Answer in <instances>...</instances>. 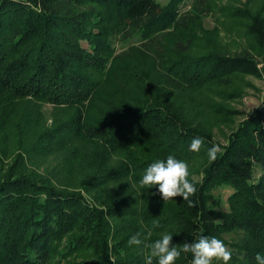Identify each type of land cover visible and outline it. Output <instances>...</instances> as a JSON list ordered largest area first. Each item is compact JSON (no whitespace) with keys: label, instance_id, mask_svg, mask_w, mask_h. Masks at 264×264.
Here are the masks:
<instances>
[{"label":"trees","instance_id":"16d2710c","mask_svg":"<svg viewBox=\"0 0 264 264\" xmlns=\"http://www.w3.org/2000/svg\"><path fill=\"white\" fill-rule=\"evenodd\" d=\"M187 1L0 0V110L14 119L20 101L62 108L65 118L37 128L19 147H69L80 186L91 194L28 171L20 158L0 170V264H59L78 251L92 264H145V244L165 232L174 245L236 232L231 263L264 256V100L225 144L199 109L203 91L235 97L238 76L264 70L248 51L189 55L176 48L181 41L171 30L185 33ZM247 27L264 50V8L248 10ZM118 43L127 47L119 51ZM195 137L204 141L199 152L189 147ZM213 145L219 151L210 161ZM169 155L189 165L193 207L139 184L147 166ZM123 180L137 194L104 191ZM223 186L232 190L227 208L215 207L213 191ZM138 232L143 243L130 246ZM191 260L182 253L176 264Z\"/></svg>","mask_w":264,"mask_h":264},{"label":"rangeland","instance_id":"374dc122","mask_svg":"<svg viewBox=\"0 0 264 264\" xmlns=\"http://www.w3.org/2000/svg\"><path fill=\"white\" fill-rule=\"evenodd\" d=\"M261 8H264V0H188L183 8L186 14L185 33L182 32L183 29L172 28L171 36L181 41L176 48L185 49V53L189 55H198L210 50L230 54L248 51L259 60V66L264 70V50L257 47L247 27L248 10L255 11ZM126 47L127 44L117 45L119 51ZM157 49L161 52L166 51L161 46ZM231 90L240 95L221 97L208 91L201 93L202 102L199 105L201 118L212 130L217 141L222 144L227 142L230 132L264 100V75L257 77L241 74ZM16 113L14 119H7V113L0 110V170H6L12 166L16 158H20L21 161L17 164L28 171L48 176L65 189H82L85 196L89 197L91 194L88 195L89 193L80 186L82 175L80 168L67 158L69 147L53 149L48 153L36 151L26 153L25 148L19 147L20 139L25 142L37 128L52 124L55 117L65 118L64 110L51 103L28 100L19 102ZM26 118L29 120L27 123L24 120ZM120 190L125 195L137 194L135 185L125 180L111 184L104 191L115 194ZM231 191L224 186L215 189L212 205L227 208V197ZM237 237L236 232L223 235V241L230 250H232L230 242ZM59 264L92 262L91 259H86V252L78 251L75 255L62 258ZM213 264L223 262L214 260ZM229 264L235 263L229 261Z\"/></svg>","mask_w":264,"mask_h":264},{"label":"clouds","instance_id":"9594fccd","mask_svg":"<svg viewBox=\"0 0 264 264\" xmlns=\"http://www.w3.org/2000/svg\"><path fill=\"white\" fill-rule=\"evenodd\" d=\"M204 141L200 137H195L190 143V150L199 152ZM219 147L213 145L207 150L210 161L217 158ZM191 173L189 165L185 160L169 155L165 160H157L145 169L139 181L141 187H153L158 185V192L164 201L182 197L187 201L188 206L193 207L196 201L190 199L197 192L196 183L189 179ZM153 228L160 226L159 220H153ZM150 235V234H149ZM173 234L163 233L159 239L152 243L145 244L149 250L145 255V264H176L182 253L192 254L191 264H213V261H222L229 264L232 259V252L222 239L201 235L194 242L185 241L183 244L172 243ZM143 243L141 234L138 232L130 237L128 244L139 246ZM255 264H264V256L257 254Z\"/></svg>","mask_w":264,"mask_h":264}]
</instances>
